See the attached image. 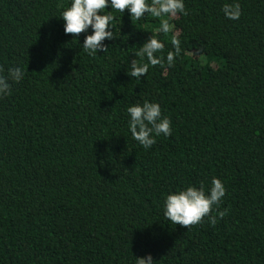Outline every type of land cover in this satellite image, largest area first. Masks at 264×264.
I'll list each match as a JSON object with an SVG mask.
<instances>
[{"label": "trees", "instance_id": "obj_1", "mask_svg": "<svg viewBox=\"0 0 264 264\" xmlns=\"http://www.w3.org/2000/svg\"><path fill=\"white\" fill-rule=\"evenodd\" d=\"M184 2L167 34V17L113 10V39L89 56L92 29L74 38L58 17L70 0H0V68L25 70L0 98V264H264V0ZM151 34L165 56L178 35L181 53L130 77ZM144 102L173 129L148 150L126 112ZM213 177L214 225L167 220V194Z\"/></svg>", "mask_w": 264, "mask_h": 264}, {"label": "clouds", "instance_id": "obj_2", "mask_svg": "<svg viewBox=\"0 0 264 264\" xmlns=\"http://www.w3.org/2000/svg\"><path fill=\"white\" fill-rule=\"evenodd\" d=\"M110 6L111 11H105ZM128 10L131 19L141 20L148 14L154 17H167L161 19L160 27L156 30L160 33H169L174 25L170 20L178 14L186 15L184 0H70V5L65 7L58 17L64 21L65 34H77L92 29L91 34L85 36L83 50L89 56L107 50L105 39H113V24L116 19L111 13L113 10L123 14ZM222 12L227 19L238 20L242 14L238 3H224ZM172 49L166 56L163 54L164 42L151 36L140 46L135 53L141 61L133 59L130 62V77L140 80L141 76H147L150 66L173 67L176 58L181 53V42L178 35L173 34ZM25 70L22 65L10 66L6 73L0 68V98L8 95L12 90V83L22 80ZM129 131L132 139L138 142L145 150L150 149L156 138L172 134V121L163 115L161 105L157 102L135 103L126 109ZM226 196V187L220 178L213 177L211 187L205 190L201 184L199 187L189 185L183 189L170 192L164 201V216L172 224L190 228L199 224L205 217L209 223L215 224L217 219L211 213L214 206H218ZM136 264H154L151 254L145 257H137Z\"/></svg>", "mask_w": 264, "mask_h": 264}]
</instances>
